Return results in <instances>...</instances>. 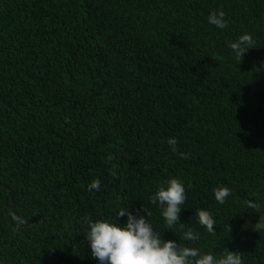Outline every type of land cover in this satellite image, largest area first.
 Returning a JSON list of instances; mask_svg holds the SVG:
<instances>
[{"label": "trees", "instance_id": "obj_1", "mask_svg": "<svg viewBox=\"0 0 264 264\" xmlns=\"http://www.w3.org/2000/svg\"><path fill=\"white\" fill-rule=\"evenodd\" d=\"M172 177L187 199L167 225L150 197ZM124 206L264 264V0H0V264H98L86 218Z\"/></svg>", "mask_w": 264, "mask_h": 264}, {"label": "clouds", "instance_id": "obj_2", "mask_svg": "<svg viewBox=\"0 0 264 264\" xmlns=\"http://www.w3.org/2000/svg\"><path fill=\"white\" fill-rule=\"evenodd\" d=\"M207 19L216 28L227 27L225 13L222 10L210 12ZM252 43L251 36L244 35L242 39L229 42V47L238 59H242L243 54L252 49ZM167 143L172 146V151H176L175 137L168 139ZM100 183L99 178L92 180L88 190L98 191ZM213 191L219 203H223L230 195V189L223 185L217 186ZM186 199V189L179 177H172L159 183L157 190L150 197L154 205L161 207V215L167 225H174L179 221L181 206ZM141 211L146 215H142ZM196 215L198 223L207 231H215L216 221L209 210L199 209ZM147 216V210L143 206L135 214L130 211L129 206H124L115 216L126 217L123 224L117 222L115 217H104L94 221L86 218L87 230L84 233V240L87 242L91 257L98 264H243L242 253L230 251L226 247L217 255L214 250L201 252L195 247L181 246L177 240H164L161 233L154 230ZM256 227L260 229L264 224L257 222ZM184 238L195 241L199 239V234L188 230Z\"/></svg>", "mask_w": 264, "mask_h": 264}, {"label": "water", "instance_id": "obj_3", "mask_svg": "<svg viewBox=\"0 0 264 264\" xmlns=\"http://www.w3.org/2000/svg\"><path fill=\"white\" fill-rule=\"evenodd\" d=\"M12 199V198H11Z\"/></svg>", "mask_w": 264, "mask_h": 264}]
</instances>
